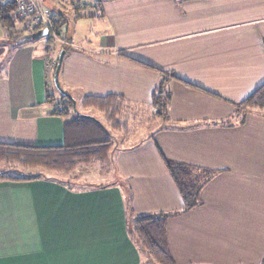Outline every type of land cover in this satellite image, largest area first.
<instances>
[{"label":"crops","instance_id":"0c3cea01","mask_svg":"<svg viewBox=\"0 0 264 264\" xmlns=\"http://www.w3.org/2000/svg\"><path fill=\"white\" fill-rule=\"evenodd\" d=\"M69 2L82 14L61 32L66 43L12 42L0 25V142L59 146L66 119L92 117L115 143L103 164L109 181L72 189L51 176L0 180V264H145L126 218L161 212L171 213L175 264H264V109L235 107L264 82V0L36 5L63 31ZM61 53L59 83L75 104L68 117L50 114L46 100ZM160 71L178 78L167 83V123L151 105ZM108 94L124 98L121 130L81 105ZM163 157L211 172L197 207L181 212Z\"/></svg>","mask_w":264,"mask_h":264},{"label":"trees","instance_id":"16d2710c","mask_svg":"<svg viewBox=\"0 0 264 264\" xmlns=\"http://www.w3.org/2000/svg\"><path fill=\"white\" fill-rule=\"evenodd\" d=\"M14 8L13 1L0 4V25L8 33L12 42L25 34H20L16 29L17 19L12 15ZM74 17H78L75 12ZM51 21H53L52 27L58 31L62 22L57 19L56 15ZM48 37L49 42L52 43L53 39ZM160 76L161 78L151 95V105L155 116L160 118L163 123H167L169 121L167 108L170 102L167 83L171 79L178 80V78L169 71H160ZM185 83L189 85L187 82ZM47 99L48 97H46ZM81 103L82 107L93 108L103 114L105 123L111 130L122 129L123 125L119 117L125 102L121 95H86L82 98ZM72 106L73 100L70 96L60 95L59 99L53 103L50 114L68 117L73 111ZM235 107L238 110L264 109V82ZM63 126L64 134H66L64 143L59 146L0 142V163H9L22 170L36 171L23 176L0 174V180L20 181L48 178L50 176L48 173L69 174L78 165L89 162L110 163L115 143L110 132L96 119L76 113L73 118L66 119ZM162 160L181 197V212L197 207L196 205L200 202V190L211 176V172L208 170L197 171L184 163L170 161L164 157ZM170 214L165 212L149 213L138 215L132 219L126 218V233H128L137 253L145 260V264H175L169 253L168 243H166L165 226Z\"/></svg>","mask_w":264,"mask_h":264},{"label":"rangeland","instance_id":"374dc122","mask_svg":"<svg viewBox=\"0 0 264 264\" xmlns=\"http://www.w3.org/2000/svg\"><path fill=\"white\" fill-rule=\"evenodd\" d=\"M13 1V0H12ZM34 3L36 4V2L40 5H46L48 7H55V5L53 6L50 2L51 0H45V2H43L44 0H33ZM59 0H53V3L56 2L58 3ZM75 1V0H72ZM75 3V2H74ZM78 3V2H77ZM66 10H67V20H68V25H63L62 30H56L54 29V32L57 33H61L67 30V26H69V29L71 28L70 25L72 23V19L74 18V14H73V9L72 7V2L69 3H65L63 6ZM79 7V6H78ZM77 7V12L75 11L76 15L78 14V16H80L82 13H79V8ZM82 7V6H81ZM58 8V7H57ZM56 8V9H57ZM63 8V9H64ZM50 10V9H49ZM52 11V10H50ZM14 13V11H13ZM55 13L52 11V17L51 20H53ZM15 19H17V21L15 22L16 24V29L19 31L20 34L23 33H29V31L27 32V26L29 25L28 21L26 19H22L20 17H15ZM50 20V21H51ZM53 21H51V25H52ZM42 27V25H41ZM38 27V28H41ZM34 29L33 31H37V29ZM62 34V37L64 38L62 41H64L63 43H66L64 34ZM9 37V36H8ZM9 40H11V38L9 37ZM52 40V39H51ZM35 42L39 43V44H43L44 47L47 46V44L49 42V37L47 36H42L39 37L38 39L32 40L29 43H34ZM61 44L60 41H57L56 39L53 40L52 45L56 46V44ZM50 56V54H49ZM56 66V60L54 59L52 62V67L50 68V72H49V77H48V81L51 84V90L48 93H50L47 97H48V101H49V105L53 102H55L56 100L59 99V95L56 92H59V88L56 87L55 83H54V79H53V73H54V69ZM59 82V79L57 80ZM60 84V83H59ZM54 97V98H53ZM53 105H50V108H52ZM79 107V104L78 106ZM36 171H27V170H22L19 169L17 167H15L14 165H11L9 163H0V174H4V175H10V176H23V175H28V174H33ZM105 169H104V165L99 162V163H95V165H81L80 167H78L77 169L73 170L72 172H70L69 174H61V173H48V175H50L51 177H54L56 179H58L59 181L66 183L68 185V187L72 188V189H85L88 187H92L94 185H97L99 183H105V181H109L108 177L105 176ZM47 174V173H46Z\"/></svg>","mask_w":264,"mask_h":264},{"label":"built area","instance_id":"2783aa9c","mask_svg":"<svg viewBox=\"0 0 264 264\" xmlns=\"http://www.w3.org/2000/svg\"><path fill=\"white\" fill-rule=\"evenodd\" d=\"M13 3L15 8L12 15L14 18L20 17L28 21L27 32H35L36 30H33L42 25L37 30L47 29L48 36L53 40L56 39L57 41L64 42L62 41L64 39L62 34L54 32V28L51 25L52 11L38 7L33 0H13Z\"/></svg>","mask_w":264,"mask_h":264},{"label":"water","instance_id":"95a60500","mask_svg":"<svg viewBox=\"0 0 264 264\" xmlns=\"http://www.w3.org/2000/svg\"><path fill=\"white\" fill-rule=\"evenodd\" d=\"M48 30L47 29H40V30H37L35 32H32V33H29V34H25L23 35L21 38H19L17 40V43H21V42H24V41H32V40H35V39H38L39 37H42V36H47L48 35ZM63 54L61 53L59 56H58V60H57V63H56V67L54 68L55 71L53 73V81L56 85V87L59 88V92L61 93V95H66V96H69L66 92H64L59 84V82L57 81L58 80V75H59V71H60V67H61V64H62V59H63ZM74 101H73V106H72V109L73 111H75V107H74Z\"/></svg>","mask_w":264,"mask_h":264}]
</instances>
